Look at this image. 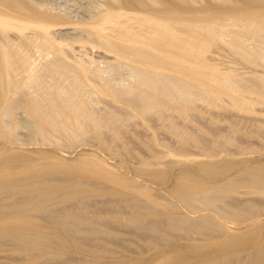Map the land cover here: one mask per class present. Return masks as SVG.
<instances>
[{"label":"rangeland","instance_id":"obj_1","mask_svg":"<svg viewBox=\"0 0 264 264\" xmlns=\"http://www.w3.org/2000/svg\"><path fill=\"white\" fill-rule=\"evenodd\" d=\"M166 1L168 10L175 1ZM178 1L183 30L200 35L206 49L199 56L208 62L183 101L158 91L157 104L146 106L128 84L113 88L118 102L101 94L88 102L91 83L75 69L118 63L116 49L86 38L118 0H0L6 9L54 16L64 44L48 58L41 39L36 52L21 50L29 44L17 31L0 34V51L13 55L0 70L10 79V100H0V216H21L25 228L22 244L15 233L2 236L0 264H264V0ZM235 4L261 18L236 20ZM18 51L34 61L38 82L27 69L14 75ZM42 81L79 96L71 101ZM75 101L87 103V118L64 127L56 114ZM204 189L218 205L204 201ZM182 218L196 225L175 224Z\"/></svg>","mask_w":264,"mask_h":264},{"label":"bare ground","instance_id":"obj_2","mask_svg":"<svg viewBox=\"0 0 264 264\" xmlns=\"http://www.w3.org/2000/svg\"><path fill=\"white\" fill-rule=\"evenodd\" d=\"M174 1L175 2L172 4L171 2L169 3L171 8L169 7V9L166 10L165 8L164 9L162 8L164 4H167L164 7L168 8L167 7L168 2L166 0H124V1L118 0V4L120 3L119 6L117 5L114 7H110L108 9L107 7L105 8V10L108 11L107 13L110 14L106 19L101 21L106 13L105 14L102 13V16L96 17L98 19L97 22L92 24V26L89 27L88 30H86L87 32L86 38H88V40L90 39V41L96 42L100 46L103 45V47L106 46V48L107 47L109 48L110 46H112L113 49H116V50H111V49L110 50L115 52L116 58L112 57V59L115 58V62H118V63H110L112 61H109L108 64L106 63L107 64L106 67L102 69L101 67L99 68V66H97V70H95L96 65H95V69L91 68V66L89 65L91 63L87 64V67L90 66L91 69L90 68L86 69L87 67L85 66L86 67L85 68L82 65V64H85L83 62L77 63L78 66L74 68L76 70H80L79 73H81L83 77L86 76L87 80L91 83L90 84L91 91L89 93L88 102H91L92 104L95 103L96 100L98 101V99H95V95L98 97L100 96V94L102 96H106L108 99H110V101L111 100L114 101V103L118 102L120 98L118 99V96L116 93L117 91H115L113 88L117 86H122L124 84L129 85L127 86L126 92L131 91V90L141 91L140 96L142 94L143 97L141 96L140 98H143L145 102L143 103V105L145 104L146 106L152 105L153 103L158 102L157 100L158 96L155 95V93H157L158 91L162 92L161 93L162 96L165 95L166 97H168V98H166L165 96L162 97L160 94L162 98L169 99L171 102L176 101V100L180 102L181 100L182 101L184 100L185 94L187 93L186 88L190 84H193V85L196 84V81L199 80L198 77L200 76L198 75L197 72L198 71L201 72L200 67L201 68L206 67L207 65L206 62L208 61L207 59H204L203 57L199 56V51H200V55L202 56V52L204 51V49H206L205 45L198 39L200 35H197L193 32H190L188 36L185 34V31L183 30V27H182V24H183L182 21L184 18V17L182 18V16L184 15V11L180 8L181 1H178V0H174ZM133 4L139 5V7H142V8H139L141 10L129 9L128 6L129 5L133 6ZM154 7L157 9L161 7L162 9L154 10L152 9ZM4 9H6V7L0 5V34H1V31L3 32L9 31V33H10V30L17 31L21 35L20 36L21 39L24 42L26 41L25 42L26 44H29V47L22 48L21 50L23 49L26 50L30 48V45H31V47L34 48V50H31V49L30 50L37 52V50H35L37 49V46H38L36 45V43L37 41H39V39H41V42L43 43L42 48L43 46L46 47V50H47L46 55H48V58H50L51 55L54 54L53 52L54 48L58 51V49L64 45L63 42L58 41L57 38L55 37V35L57 34L56 23L58 22L57 21L55 22L54 16H49L46 13H43L39 9L28 10L25 8L24 10H20V11H16L13 9H6L5 11H3ZM230 12L232 13L231 15L235 17L236 20H240L241 22L245 24H249L250 22H255L261 18V16L257 15L256 10L254 9L248 10L247 8H240L236 4L232 6V8L230 9ZM167 13H169L168 14L169 16H166ZM170 18H174V19L172 20ZM166 22L168 23L167 25H166ZM132 23H135V24H132ZM27 30H32V32L37 36H35L34 34L33 36H29V31ZM26 31L28 32V35ZM18 40L20 41V38ZM84 40L86 39H83L82 36L74 37V41L79 42V43L83 42ZM8 52L7 53L3 52V50L0 51V70L1 71H3L5 67L7 68L8 62H10L9 60L12 59V58H9L11 55L9 56ZM18 52L19 54L21 53L23 55H25V53L27 54V51L26 52L18 51ZM18 55L16 57H18ZM23 55H21L23 58L20 61H19V57L17 58L18 59L17 63L19 66L17 65L16 68L18 70L17 72L19 73L18 75L14 73V75L15 76L20 75L21 77L23 69L24 70L27 69L30 75L29 77L28 76L27 77L30 78V80L32 81L38 82L37 80L40 78L38 77L39 74H37V70L39 69H36V67H34L35 65L31 64L32 62L34 63V61L31 60V57L29 59V57L27 58V56H23ZM48 61L49 60H47L46 64H48ZM119 61H122V62H119ZM49 64L48 66L46 65L48 68L49 66H51V64L50 65ZM73 66H75V64ZM209 67L210 66L208 63V68ZM43 68L46 69L45 67ZM123 69H125L126 71H128L127 69H129V71L126 72L124 70L126 73L125 72L123 73V71H120ZM49 70L50 68L46 69V72L49 73ZM99 75L104 76L105 78L107 77L106 78L107 82L104 85L100 82L104 80V78L100 77ZM7 77L8 76L7 75L5 76L3 72L0 73V100L1 102L2 101L7 102L10 100L8 99L9 91L7 92V85L10 82V79L8 78L9 79L8 81ZM91 77H93V79H91ZM21 79L23 78L17 79L20 85L24 84L25 82H28L25 80L27 78H24V80H21ZM200 79H201V76H200ZM219 79L222 82H227L226 78L219 77ZM96 81L100 83L97 84ZM44 82L46 85H48L47 87L50 89V91L54 89L56 90V92L58 91L59 94L63 92V94H65L66 96L69 95L70 99L72 98L71 101L75 99V96L76 97L79 96V95L78 96L76 95L77 94L76 90H74L75 92L73 91L66 92V90L62 91L63 88L61 86L55 87L51 84L52 82L51 83L48 81H44ZM44 82L42 81L40 83H44ZM37 86H38V83H37ZM203 86L209 89L207 90V93L208 91H210L211 92V93L209 92L210 94L216 95L217 92L214 90L213 85H211L210 83L204 82ZM44 89L46 88H43V90ZM29 92L31 93V91ZM2 95L4 99L2 98ZM170 95H173L174 97L172 98ZM155 96H157V98ZM77 100H80V99H77ZM143 100L140 99V101H143ZM50 102L54 103L55 100H52ZM77 102L75 101V103L73 102L74 104H72L71 106H66L65 108L60 109V111H58V113L56 114L57 118L64 120L62 122V125H65L64 127L67 126V122H71L72 124L73 120L76 121L77 119L79 120V118L83 116L85 117L86 110L84 111L83 108L85 104L87 103L81 102V101H79L78 103ZM49 118H52V115ZM86 118L87 117H85V119ZM89 120H92V119H89ZM37 126H38L37 130L40 133L42 131L43 132L45 131L44 126H42V124L41 125L38 124ZM53 126L58 127L59 126L58 121L56 122L54 121L52 128ZM207 192L208 191H206V189L201 191L204 201L207 202V204L213 203L215 205L216 204L218 205L219 201H217V199H211L210 197H208L206 195ZM2 215L4 216H0V241L2 240L3 235H6V233L11 232V233H15L18 236V244H22L24 240V232H25V228L21 226V223L24 222L23 217L15 215V214H11L9 212L4 213ZM175 224H183V225L188 224L191 226L196 225L189 218H184V219L182 218L181 220H176ZM36 236L38 237L39 234H36ZM159 264H168V261L166 259H163L159 261Z\"/></svg>","mask_w":264,"mask_h":264}]
</instances>
